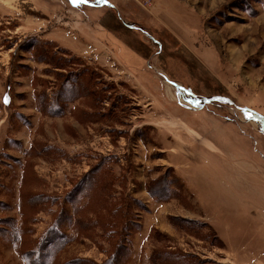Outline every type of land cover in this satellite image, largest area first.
Wrapping results in <instances>:
<instances>
[{"label": "rangeland", "instance_id": "374dc122", "mask_svg": "<svg viewBox=\"0 0 264 264\" xmlns=\"http://www.w3.org/2000/svg\"><path fill=\"white\" fill-rule=\"evenodd\" d=\"M0 264H264V0H0Z\"/></svg>", "mask_w": 264, "mask_h": 264}, {"label": "trees", "instance_id": "16d2710c", "mask_svg": "<svg viewBox=\"0 0 264 264\" xmlns=\"http://www.w3.org/2000/svg\"><path fill=\"white\" fill-rule=\"evenodd\" d=\"M46 58H48V56H45ZM45 103H46V101L45 102H42L41 104H44L45 105ZM49 106H50V104H49ZM51 107V106H50ZM54 107V106H53ZM49 112V111H48ZM62 214V213H61ZM61 216V215H60ZM61 218V217H60ZM114 225V224H113ZM55 228H59L58 227V225H57V227H53L50 231H48V233H47V235L43 238V242L44 241H46V242H54V240L56 239L55 237V235L52 233L53 231H54V229ZM59 230V229H58ZM119 234V233H118ZM112 236H116L117 235V232H115V229H114V232L111 234ZM120 235V234H119ZM119 237H121V235L119 236ZM53 244V243H52ZM117 245V252H115L116 253V255H119V256H121V252L123 251V250H125L126 249V247L125 246H121V243H119V244H116ZM48 246H46L45 248H39L38 250H39V253L40 252H43L44 254H46V252H48L49 253V251H48ZM45 251V252H44ZM33 253V252H32ZM34 255V254H33Z\"/></svg>", "mask_w": 264, "mask_h": 264}, {"label": "crops", "instance_id": "0c3cea01", "mask_svg": "<svg viewBox=\"0 0 264 264\" xmlns=\"http://www.w3.org/2000/svg\"><path fill=\"white\" fill-rule=\"evenodd\" d=\"M26 170V166H24V171Z\"/></svg>", "mask_w": 264, "mask_h": 264}]
</instances>
